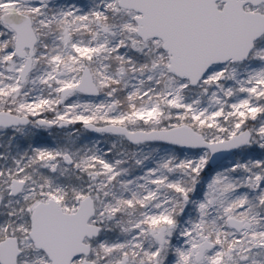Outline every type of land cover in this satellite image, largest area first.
Returning <instances> with one entry per match:
<instances>
[{
  "label": "snow or ice",
  "instance_id": "6c2138e0",
  "mask_svg": "<svg viewBox=\"0 0 264 264\" xmlns=\"http://www.w3.org/2000/svg\"><path fill=\"white\" fill-rule=\"evenodd\" d=\"M0 264H264V0H0Z\"/></svg>",
  "mask_w": 264,
  "mask_h": 264
}]
</instances>
